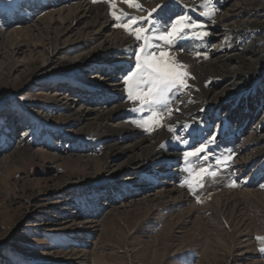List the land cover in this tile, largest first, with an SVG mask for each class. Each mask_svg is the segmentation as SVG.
Listing matches in <instances>:
<instances>
[{
	"label": "bare ground",
	"instance_id": "obj_1",
	"mask_svg": "<svg viewBox=\"0 0 264 264\" xmlns=\"http://www.w3.org/2000/svg\"><path fill=\"white\" fill-rule=\"evenodd\" d=\"M134 2L140 5L139 9L129 7L127 3L119 0H116L115 9L104 0L97 3H93V0H49L29 4L25 2L16 11L18 17L9 31L10 39L7 38L5 43H1L0 34V60H3L0 63V71L11 61L24 57L26 60L22 59L20 63L25 65H20L25 71L38 72L39 76L55 67L67 68L77 73V87L74 89L70 85H62L53 90L46 88V91L53 93L47 96L48 106H45L46 112L43 110L40 113L41 120L50 122L53 118H61L65 122L62 132L70 134L82 131L90 141L88 146L81 148L82 155L78 157L70 153L67 143L64 144L62 139L52 141L53 151L58 158L67 155L63 159H72L71 162L77 166H90L93 160L100 157L103 171L112 172L117 176L116 182L109 185L113 197L108 198L122 199V204L108 207V212H102L100 215L96 214L101 211H98V205H85L81 211L75 210L74 207L70 212L51 206L46 208L41 205L45 209L36 206L33 213L45 212L39 214L40 220L45 218V221H42L43 226L33 227L50 230L52 234L72 233L74 237H89L97 233L104 223L113 220L117 212L146 206L150 212L164 217L173 209L184 205H190V209L181 217L180 224L187 223L188 217L194 212L200 213L198 215L202 219L213 224L209 217L212 213L210 205L219 206V201H222L224 210L241 212L234 220V224H237L234 231L235 242L243 249L249 245L253 236L247 227L248 220L254 217L264 219V214L259 213V207H254V210L250 205L253 206L259 199L264 198V194L260 192L264 190V184H258L264 177V94L261 95L258 91L250 97L248 94L241 100L237 98L239 92L249 89L254 80L259 82L264 76V65L260 67L261 63L264 64V24L261 21L264 19V0H211L209 10H216L211 17L201 15L204 11L202 0ZM162 3L167 4V7L163 11L155 12L151 18L155 22V29H161L163 21L174 18L176 14H187L202 23L204 28L200 31H207L209 35L198 38L188 33L185 36H189L190 40L182 39L181 45L179 42L174 45V49L183 48L185 51L173 50L170 55L187 65L195 79L188 80L189 88L177 91L183 92L184 96H180V100L169 106L173 113L171 117L165 114L163 127L148 133L132 123L140 119L130 116L129 109L139 105L138 102L127 99L120 79L123 71L130 67L134 37L122 27L114 26L119 22L113 18L111 12L115 10L118 15L128 13L137 18L147 17L152 9ZM27 15L30 18L26 17ZM43 33L45 38L41 37ZM155 34V31L148 33L152 37H155ZM152 43L159 42L153 39ZM187 49L207 53L209 58H197L191 52L186 53ZM30 64L33 66H28ZM100 65L105 67L100 69ZM94 69L96 72L92 75L91 71ZM88 84L97 86L90 87L96 90H86ZM177 107L180 108L179 112L175 111ZM219 107L222 113L213 112L212 117L208 118L212 113L208 108L217 111ZM49 111H52V115ZM55 112L58 116H55ZM259 113L261 116L250 130L246 131L244 121L252 122ZM199 121L202 122L203 129L197 131L204 139H210L213 135L216 137L221 129H224V132L228 130L229 134L233 123L237 127L232 136L235 140L225 142V145H228L227 157H230L226 164L216 163L217 158H221V153L219 154L211 144L207 161L195 160L191 164L184 161L183 152L187 149L182 147V143L175 137L191 139L185 126L192 125L199 129ZM169 125L174 131H167ZM210 125L213 127L210 128ZM240 126L242 127L239 128ZM243 127L245 129L241 131ZM27 130L21 131V138L17 142H12V138L14 132H18L11 129L7 132L8 138L1 137V141L8 143L0 146V155L8 150L12 151V158L21 154H37L32 151L34 143ZM237 133L240 135L238 139ZM116 158L121 159L117 161ZM200 164L217 175L215 174L211 184L204 177V186L195 187L196 195H193L188 186H181V179L183 174L192 173ZM251 165H254L256 171L251 181H245V186L234 193L235 195H222L223 189L239 179V175ZM144 176H157L163 180L155 185ZM105 189L103 188V191ZM49 193L53 194L51 191ZM201 198L205 202H202ZM107 204L101 203L100 206ZM207 213L209 215H204ZM81 241L82 239L78 242ZM245 251L247 250H244V253ZM69 258L79 264H86V251H72Z\"/></svg>",
	"mask_w": 264,
	"mask_h": 264
},
{
	"label": "rangeland",
	"instance_id": "obj_2",
	"mask_svg": "<svg viewBox=\"0 0 264 264\" xmlns=\"http://www.w3.org/2000/svg\"><path fill=\"white\" fill-rule=\"evenodd\" d=\"M44 1L49 0H0L1 43H5L7 38L10 39L8 34L12 30V24L16 22L18 17L16 11L21 5L25 2L29 4ZM119 1L124 2V0ZM262 8L264 10V6ZM261 21L264 24V19ZM41 37L45 38V34H41ZM182 39L184 41L191 38L189 36L181 38L178 41L180 45ZM187 51L191 54L199 52V50L187 49L186 53ZM22 59L26 60L24 57L20 58L21 61ZM20 60L11 61L0 71V146L3 147L8 143L7 141L5 143V140L1 141L3 140L1 137L8 138L7 132L10 129L18 132H14L12 142H17L21 138V131L28 129L34 143L32 151L37 154H21L12 158L13 153L8 150L0 155V264H79L70 260L69 257L72 251L81 249L86 251V264H264V251H261L264 249V219L254 217L248 220L247 227L253 236L249 245L240 249L235 242L234 228L237 224H234V220L241 212L224 210L221 206L222 201H219V206L210 205L212 211L210 215L209 213L204 214L209 215L213 222L212 225L202 219L198 212L188 217L187 223L180 224L182 223L181 217L190 209V205H184L173 209L164 217L150 212L146 206L139 207L140 209L138 207L132 210L127 209L122 213L117 212L113 220L104 223L97 233L89 237H74L72 233L53 232L52 234L50 230L34 228L33 226H43L42 221H45V218L40 220L41 212L33 213L36 206H40L39 209H45L41 205L46 208L51 206V208L70 212L74 207L75 210L81 211L85 205L86 207H89V204L98 205V211L100 209L101 211L96 214L100 215L102 212L107 213L108 207L122 204V199L120 197L114 200L108 198L113 197L109 185L116 182L117 176L112 172L103 171L100 157L93 160L90 166L84 164L77 166L71 162L72 159L65 161L63 158L67 155L64 153L61 152L64 155L58 158L53 151L52 141L62 139L64 144L67 143L70 153L78 157L82 155L81 148L90 143L82 131L78 130L70 134L62 132L65 122L61 118H53L50 122L41 120L40 113L43 110L46 112L45 106H48L47 96L53 93L46 90L59 89L62 85L71 86V81L76 82L77 73L67 68L55 67L39 76L38 72L33 70L25 71L26 69L23 68L25 64L20 63ZM2 62L1 59L0 63ZM263 65L261 63L260 67ZM100 66V69L105 67ZM95 72L96 69L91 71V74ZM256 80L249 89L239 93L237 91V100H241L248 94L250 97L258 91L259 94H264V76L259 82ZM89 84L86 90L95 91L96 89H90V87L97 88V86ZM175 92L171 96L172 100L169 101L168 107L184 96L183 92H178L179 94ZM132 108L129 109L130 114H128L141 120L144 114L133 111ZM208 109L212 112L208 118L212 117L213 112L222 113L220 107L218 112L215 109ZM49 112L52 115V111ZM55 116L58 114L56 113ZM260 116L261 113L257 114L250 123L248 120L244 121L246 131L250 130ZM199 122L201 124L197 130H202V122ZM194 127L188 125V133L195 129ZM212 127L213 125H210V128ZM244 127L241 131L245 129ZM231 129L232 133L229 134L228 130L224 132V129H221L215 137L216 141L214 140L211 144L219 154L221 153V158L228 156L226 150L228 145H225V142L234 139L232 138L233 132L237 130L234 123ZM239 137L237 133L236 139ZM191 139H189L190 142ZM181 146L186 147L183 144ZM116 159L119 161L118 159L121 158ZM203 167L206 166L200 164L198 169ZM253 167L254 165H251L239 175L240 178L234 181L235 186H232V182L225 187L222 195H235L234 193L239 192L245 186V181L249 183L256 172ZM190 174H183L181 183L190 179ZM216 175H206L205 179L211 184ZM144 177L155 185L162 183L163 180L157 176ZM262 179L258 182L259 186L264 184V177ZM77 183L80 184L74 185ZM184 185L188 186L187 183ZM103 188L106 189L103 191ZM50 191L53 194H50ZM260 192L264 194V190ZM201 201L205 202L202 198ZM101 203L108 204L100 206ZM250 205L253 207L250 208L254 210V207H259L261 210L259 213L264 214V198L259 199L257 204ZM42 214L45 212L40 215ZM81 239V243L78 242ZM244 250L247 251L244 253Z\"/></svg>",
	"mask_w": 264,
	"mask_h": 264
},
{
	"label": "snow or ice",
	"instance_id": "obj_3",
	"mask_svg": "<svg viewBox=\"0 0 264 264\" xmlns=\"http://www.w3.org/2000/svg\"><path fill=\"white\" fill-rule=\"evenodd\" d=\"M100 2V0H93V3ZM111 8H116V0H104ZM129 7L140 8L138 3L134 0H124ZM211 0H202V7L204 11L201 15L213 16L215 8L211 11L209 7ZM167 4H158L156 8L152 9L147 17H134L128 13L118 15L115 10L111 12L113 18L118 21L114 26L123 28L125 31L134 37V45L130 52V67L123 71L121 81L123 83L124 92L129 101L138 102V107L132 109L142 114L140 121H132L137 127L142 128L145 132L151 133L156 128L163 127V119L165 114L168 117L172 116L173 109L168 107L173 92L180 89L189 88V79H195V76L188 70V66L183 62L176 60L170 55V52L177 50L179 52L185 49H174V45L188 33L199 37H207V31H200L204 25L198 21L193 20L187 14H176L174 18H169L163 21L161 29H155V22L151 19L155 12L163 11ZM122 21V22H121ZM215 23L214 20H212ZM150 25V26H145ZM155 31V37L148 35V33ZM155 39L159 43H152ZM197 58L208 59L207 53L197 52ZM175 111L179 112L177 107ZM204 111V109H201ZM185 128H188L186 125ZM167 131H174L172 126L167 127ZM191 142L188 139L176 136L175 139L185 145L187 150L183 152V159L186 163L191 164L195 160L208 159L209 145L215 140L213 135L210 139L201 137L197 129H192L189 133ZM163 147V145H161ZM230 157L217 158L216 163L226 164ZM206 175L215 176V172H209L207 167L194 169L190 174V179L184 181L188 184L189 190L196 195L195 187H203V179ZM235 186V182L233 185ZM264 187V186H262ZM199 202V197L197 196ZM264 251V249H261Z\"/></svg>",
	"mask_w": 264,
	"mask_h": 264
}]
</instances>
